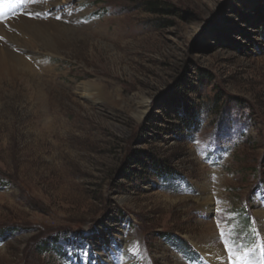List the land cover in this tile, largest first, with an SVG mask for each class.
Instances as JSON below:
<instances>
[{
    "label": "rangeland",
    "instance_id": "obj_1",
    "mask_svg": "<svg viewBox=\"0 0 264 264\" xmlns=\"http://www.w3.org/2000/svg\"><path fill=\"white\" fill-rule=\"evenodd\" d=\"M28 2L76 30L0 72V264H264V0Z\"/></svg>",
    "mask_w": 264,
    "mask_h": 264
},
{
    "label": "bare ground",
    "instance_id": "obj_2",
    "mask_svg": "<svg viewBox=\"0 0 264 264\" xmlns=\"http://www.w3.org/2000/svg\"><path fill=\"white\" fill-rule=\"evenodd\" d=\"M23 1L24 0H0V72L15 73L32 70L33 66L31 62L25 58V52L20 47V45L30 47L28 44L29 41L26 40V37L19 36L21 33L25 36L29 35L35 43L41 46L43 45L46 52L48 51V53L56 54L58 52L57 47L62 42V36L70 30H76V28L70 24L66 25L52 19L46 18L47 20H40L38 18H31L27 10L25 8L22 9ZM37 3L38 0L30 2V4H32L31 11L36 8ZM99 87L88 83L81 85L84 95L92 94L96 99H102L105 95V91ZM201 204L202 206L207 205V211L211 210L210 207L214 203H212V196L209 194V191L203 194ZM257 213L261 218L262 230L264 231V208L261 207L258 209ZM207 230L208 232L204 233L201 238H199L198 242H196L198 249L202 250L204 254L205 261L209 264H235V261H237V264H250L244 257L239 258L240 256H238L236 252L214 242L213 237L215 235L213 228L211 229L210 227ZM128 241L127 239L124 240L121 245L119 254L122 252L124 255H119L117 258L119 260L118 263L128 264V256L126 255ZM106 256L102 258L104 262H106L105 260H109V258L106 259ZM236 258L238 260H236Z\"/></svg>",
    "mask_w": 264,
    "mask_h": 264
},
{
    "label": "trees",
    "instance_id": "obj_3",
    "mask_svg": "<svg viewBox=\"0 0 264 264\" xmlns=\"http://www.w3.org/2000/svg\"><path fill=\"white\" fill-rule=\"evenodd\" d=\"M148 6L150 7L151 10H155V11H159L161 8L159 6V4L156 1H151L148 2ZM187 111V115L191 112H193V108H191L190 105L185 106ZM190 113V114H191ZM186 114H183V116L179 115V118L181 119V122L183 123L184 126H186L187 123H189L190 121H193V116H187ZM193 114V113H192ZM188 119H190L188 121ZM191 123V122H190ZM187 127V126H186ZM148 157V163H149V167H152L153 170H155V173H161L163 176L165 174H169V172L171 171V168L164 162H161L159 158H157L156 156H154L153 154H149ZM137 161H140L139 159ZM140 163H143V168H145L147 166V162L145 160H141ZM47 246V243H44L43 246Z\"/></svg>",
    "mask_w": 264,
    "mask_h": 264
}]
</instances>
